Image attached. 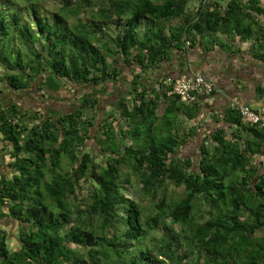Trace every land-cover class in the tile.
<instances>
[{
  "label": "trees",
  "instance_id": "16d2710c",
  "mask_svg": "<svg viewBox=\"0 0 264 264\" xmlns=\"http://www.w3.org/2000/svg\"><path fill=\"white\" fill-rule=\"evenodd\" d=\"M42 1L0 0V264H264V173L255 164L264 126L230 106L223 121L235 129L205 136L194 165L177 151L198 128L179 123L197 118L198 95L186 104L166 95L170 85L145 82L198 36L223 29L253 38L264 62L259 1L58 0L50 13ZM133 66L96 128L97 95ZM46 75L95 90L73 110L52 111ZM19 93L34 106L21 107ZM2 222L15 224V238Z\"/></svg>",
  "mask_w": 264,
  "mask_h": 264
},
{
  "label": "crops",
  "instance_id": "0c3cea01",
  "mask_svg": "<svg viewBox=\"0 0 264 264\" xmlns=\"http://www.w3.org/2000/svg\"><path fill=\"white\" fill-rule=\"evenodd\" d=\"M258 1L259 6L264 8V0ZM259 19L264 26V14L260 15ZM225 31L226 29L218 31L214 35V39L208 37L201 40L198 36L197 45L189 48L185 54L175 53L169 60H164L160 69L151 71L152 73L145 81L149 89H153L157 87V82H161L163 86L164 79L180 75L201 74L210 79L216 87L215 92L211 95L200 94L197 96V100L201 104V111L196 119L188 120V129L193 125L198 126L195 135L188 140V158L194 162V165L199 160L200 147L205 136H210L219 129L229 131L235 129L234 126L223 121L225 110L230 106H248L264 119V98L258 95V89L264 88V63L253 57L254 39L242 40L238 34L230 33L228 35ZM125 72L130 73L126 79L122 77L121 82L110 83V91L105 90L104 97L100 93L97 97L106 98L109 95L115 97L116 95L113 94L118 91V85L119 87L127 86L126 81L132 77L133 72L131 73L130 68H127L123 73ZM68 84L70 85L69 89L72 86L83 89L81 95L95 90L85 85L77 87ZM67 89L65 87V90L56 92H67ZM58 100L55 97V102L51 101L48 105L54 107L51 105L52 102L55 104L59 102ZM105 109L103 113L114 110V107L110 110ZM255 164L259 165V173H264V155H256Z\"/></svg>",
  "mask_w": 264,
  "mask_h": 264
},
{
  "label": "rangeland",
  "instance_id": "374dc122",
  "mask_svg": "<svg viewBox=\"0 0 264 264\" xmlns=\"http://www.w3.org/2000/svg\"><path fill=\"white\" fill-rule=\"evenodd\" d=\"M46 12H53L54 10L58 9L59 7V4H58V0H43L42 1V5ZM27 15H23V20L25 19ZM31 18V17H30ZM81 18V16H80ZM74 19H70L69 22H73ZM25 21V20H24ZM29 16L26 18V22H29ZM115 32V31H114ZM253 53H257L256 50L254 52V50H252ZM259 55V54H258ZM255 55H253L254 57ZM255 58V57H254ZM262 58V57H261ZM264 60V58H262ZM257 60V59H256ZM260 61V60H259ZM261 62V61H260ZM263 62V61H262ZM264 63V62H263ZM125 68V67H124ZM130 68V71L131 73L132 72H135L136 71V68L134 67H129ZM134 68V69H133ZM127 70V68L124 69V71ZM130 73H123L122 74V77L123 79H126L128 76H129ZM44 81L46 82V85L45 87L49 90V91H57V90H65V87L68 88L67 89V92H53L52 94L55 95V97H57L59 100L58 103H55L52 102L53 104L51 105H54V107H51L50 105H48L50 102H45V106L44 107H47L48 108H51L52 110H56V111H70V110H73L74 107L78 104V100L80 98V95L83 93V89H78L76 88L75 86L70 87V85L66 82V80L64 79H57L53 76H49V75H46L44 77ZM126 81V80H125ZM124 87V86H123ZM123 87H121V89H123ZM126 87V86H125ZM119 85H118V89H119ZM111 87L110 85L108 84L107 86H105L104 88V91L100 92V95H102V97H104V93H105V90H108L110 91ZM117 93H119V90L116 91L115 94L113 95H116L115 97H111L109 95V97H106V98H100V103L98 104V117L96 119V128L99 127L101 124H102V113L106 110L105 108H108L109 110L112 108V105L113 103H115V100H116V97H117ZM5 97H6V100L7 98H10L12 97V94L9 93V91H5ZM99 95V96H100ZM1 99H4V97H2ZM14 99H16L17 101H19L21 107L23 108H30V107H33V101L28 98L26 96V94H17ZM105 109V110H104ZM162 113V107L160 106L157 110V114L158 115H161ZM180 126H181V129H188V120H186L185 118L181 117L180 118ZM116 125V124H115ZM125 128L128 129V127L124 126ZM92 131H91V136L92 135H95L97 133V129H95L94 127L91 128ZM158 133L159 135H162L163 133L161 131L158 130ZM162 133V134H161ZM127 143H130L129 140H127ZM87 144L90 145V150L93 152L95 149H96V146L93 144L92 140L88 141ZM1 146V145H0ZM1 151V150H0ZM2 152V151H1ZM177 156L179 157H188L189 156V153H188V142L182 146L178 151H177ZM65 165L66 163L63 162L62 166L63 168H65ZM7 170V167L6 166H2L0 167V171L1 172H4ZM60 171L62 172L63 169H60ZM125 190L123 192V194L129 198H132L134 200H138V196H137V193L135 192V190L133 188H131L130 186H125ZM2 225H3V230L5 233H7L8 236H10V238H15V236L17 235V229L15 227V224L14 223H7V222H2ZM158 232V231H156ZM161 232L159 231L158 234H160ZM157 234V236H158ZM13 242V241H12ZM10 243V245L13 246V243ZM183 264H187V261L184 262Z\"/></svg>",
  "mask_w": 264,
  "mask_h": 264
},
{
  "label": "built area",
  "instance_id": "2783aa9c",
  "mask_svg": "<svg viewBox=\"0 0 264 264\" xmlns=\"http://www.w3.org/2000/svg\"><path fill=\"white\" fill-rule=\"evenodd\" d=\"M170 85L171 89L166 91V95H177L180 101L186 104L196 99V95L211 94L215 92L216 87L213 82L201 74H193L191 76L180 75L175 79H167L163 82ZM243 123L248 125L264 126V119L253 109L248 106H237Z\"/></svg>",
  "mask_w": 264,
  "mask_h": 264
}]
</instances>
